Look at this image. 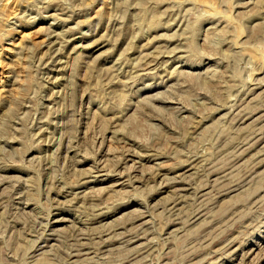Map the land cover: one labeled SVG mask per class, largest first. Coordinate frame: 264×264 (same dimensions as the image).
I'll use <instances>...</instances> for the list:
<instances>
[{
	"label": "rangeland",
	"instance_id": "rangeland-1",
	"mask_svg": "<svg viewBox=\"0 0 264 264\" xmlns=\"http://www.w3.org/2000/svg\"><path fill=\"white\" fill-rule=\"evenodd\" d=\"M0 264H264V0H0Z\"/></svg>",
	"mask_w": 264,
	"mask_h": 264
}]
</instances>
